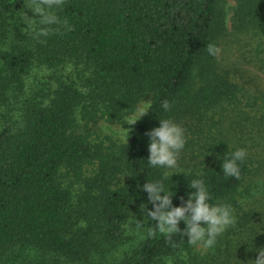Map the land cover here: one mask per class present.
Returning <instances> with one entry per match:
<instances>
[{"label":"trees","instance_id":"16d2710c","mask_svg":"<svg viewBox=\"0 0 264 264\" xmlns=\"http://www.w3.org/2000/svg\"><path fill=\"white\" fill-rule=\"evenodd\" d=\"M36 2L0 0V107L18 102L34 68L52 71L55 80L48 94L20 103L18 120L9 114L0 120V264H16L26 249L42 256L26 264H101L94 257L122 240L130 212L147 201L139 186L161 175L147 168V131L162 118L187 127L239 104L241 88L206 51L229 31L227 0H61L50 9L57 17L52 25L39 24L31 9ZM42 30L48 34L38 35ZM230 30L264 37V0H233ZM259 41L264 54V39ZM68 66L75 77L64 72ZM145 97L149 112L127 126L115 149L75 132L78 113L92 119L100 108L108 122H119ZM165 100L172 104L168 112L161 107ZM235 148L218 141L210 157H187L193 164L182 151L179 170L186 175L165 181L178 206L192 191L187 182L202 171L212 202L234 208L235 226L213 250L200 256L187 237L149 236L148 226L118 264L254 260L264 248V185L246 189L264 169V158L247 151L240 178H225L220 165Z\"/></svg>","mask_w":264,"mask_h":264},{"label":"rangeland","instance_id":"374dc122","mask_svg":"<svg viewBox=\"0 0 264 264\" xmlns=\"http://www.w3.org/2000/svg\"><path fill=\"white\" fill-rule=\"evenodd\" d=\"M232 5L233 0H227L226 20L229 31L217 45L220 52L216 61L218 68L224 72L227 71L230 78L241 88L239 104L227 108L228 110L216 109L208 113L202 121L194 120L187 127H184V129L186 128L187 142L183 152L186 154L184 159L187 163L190 162L187 158L190 155L194 156L197 162L202 160L201 156L210 157L211 148L215 147L218 141L229 142L231 145L236 144L238 148H242L241 145H243L253 156L258 155L264 158V132L260 131L264 125V54L258 53L261 46L259 40L260 38L264 39V37L253 35L252 32L243 34L232 32L230 30ZM20 15L25 22H32V19L25 13ZM64 72L75 77L77 71L73 66H68ZM54 85L55 80L52 71L43 67L34 68L26 77L25 89L19 95L18 102L0 107V120L4 114H9L14 120H18L20 116L19 106L24 99L48 94ZM143 99L147 101L149 97ZM133 113L134 111L119 122H108L100 108L95 109L92 119H83L78 113L75 120V132L87 136L91 141L115 149L124 142L128 123L138 118ZM208 157L205 158L208 159ZM95 167L94 164L85 166L84 175H91ZM254 183L257 186L264 185V169L248 180L247 185L249 184V186L246 191L250 190ZM77 188L78 186L75 185L74 191H77ZM255 190L253 189V191ZM237 199L240 198L237 197ZM147 229L148 225L142 222L140 208L136 207L130 212L122 240L106 252L102 258L96 255L94 262L118 264L124 257L130 255L131 250L138 245ZM195 250L200 256H205L209 252ZM41 258L40 253L26 249L23 256L16 259V264L32 263L36 260H42ZM48 263L62 264L50 261Z\"/></svg>","mask_w":264,"mask_h":264},{"label":"clouds","instance_id":"9594fccd","mask_svg":"<svg viewBox=\"0 0 264 264\" xmlns=\"http://www.w3.org/2000/svg\"><path fill=\"white\" fill-rule=\"evenodd\" d=\"M60 2L61 0H37L32 11L36 13L35 16L40 17L39 24L52 25L57 22V17L50 9ZM47 34V31L43 30L38 33L45 36ZM206 51L209 56L217 57L220 49L214 44H209ZM161 107L168 112L172 104L165 100ZM150 108V100L141 98L133 113L138 119H133L128 124H134L147 114ZM146 135L149 138L147 168L161 170L159 178L145 180L139 186L147 193V201L140 205L142 222L149 226L147 234L154 236L158 232L169 238L179 234L182 238L187 237L186 242L194 249L201 252L213 250L218 238L235 226L234 208L222 202H212L209 189L204 179L200 178L203 176L202 171L195 173L196 178L187 182L188 187L192 189L187 193V199L181 197L182 203L174 206V193L170 190L171 186H166L165 181L174 173L182 172L186 175L185 171L179 170V160L187 142L185 129L172 119L162 118L159 119V125L147 131ZM247 156L245 148H235L230 154L224 155L220 165L223 177L239 179L241 165ZM188 174L192 175L191 170H188ZM148 204H151V208L147 207ZM150 221L154 223L149 224ZM180 222H183V228L179 226ZM249 262L264 264V248L258 249L256 258Z\"/></svg>","mask_w":264,"mask_h":264}]
</instances>
